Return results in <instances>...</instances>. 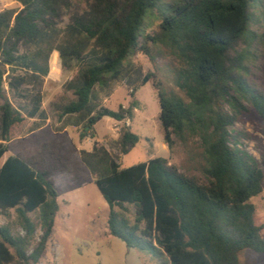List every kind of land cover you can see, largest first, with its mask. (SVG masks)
<instances>
[{
    "label": "trees",
    "instance_id": "16d2710c",
    "mask_svg": "<svg viewBox=\"0 0 264 264\" xmlns=\"http://www.w3.org/2000/svg\"><path fill=\"white\" fill-rule=\"evenodd\" d=\"M16 1L19 11L0 12V216L9 220L15 212L23 234H15L10 222L0 224V264H40L53 246L60 211L57 176L64 173L76 183L83 173L95 177L109 206L108 234L143 253L147 263L243 264L241 252L264 253L262 228L254 223L255 206L249 202L263 192L264 170L231 131L246 112L264 120V93L248 80L253 47L264 37V31L252 30L264 0ZM74 1L86 8L74 10L58 29L57 21ZM154 11L158 30L144 35L146 16ZM142 39L166 46L181 64L175 82L189 102L154 81L159 118L170 150L174 137L200 139L205 181L163 157L122 168V156L140 141L131 127L116 140V156L98 141L91 151L78 150L62 132L72 126L83 141L95 138L94 128L105 117L133 119L139 105L134 92L128 106L113 110L96 101L95 87L123 77L126 60L136 51L148 54ZM21 44L34 51L17 55ZM54 51L64 66L80 65L78 76L65 85L75 99L58 107L63 125L56 128L42 107ZM20 66L23 75L15 73ZM56 68L57 53L52 71ZM27 119L35 120L32 135L7 155L13 130ZM129 206L133 220L126 215Z\"/></svg>",
    "mask_w": 264,
    "mask_h": 264
},
{
    "label": "rangeland",
    "instance_id": "374dc122",
    "mask_svg": "<svg viewBox=\"0 0 264 264\" xmlns=\"http://www.w3.org/2000/svg\"><path fill=\"white\" fill-rule=\"evenodd\" d=\"M169 2L171 0H165ZM21 4L16 0H0V12L12 9L19 11ZM85 4L75 2L71 9L64 10L61 18L57 21V28L63 29L70 22V15L74 10H84ZM252 30L258 34L264 31V5L255 10ZM160 17L157 11L146 16L144 35H155L160 25ZM145 45V51H136L126 60L124 76L119 80L107 79L104 84L95 87L96 101L110 109L117 110L120 105L128 106L132 100L138 101V108L134 111L132 120L116 122L112 118L105 117L96 124V140H99L113 155H118L116 140L120 137L124 127H131L132 131L140 137L139 143L121 158V167L129 168L136 164L147 162L155 157L168 159L170 164L175 165L181 172L197 176L205 181L201 142L198 137H191L186 142L175 139V146L170 150L164 142V129L160 121V102L154 81H161L168 94L178 96L189 102L186 94L176 85L175 70L181 67L180 62L174 57L169 48L164 45L141 40ZM254 56L249 63L250 74L248 77L251 85L264 93V37L255 42L253 47ZM34 48H27L23 44L19 46L17 55L30 54ZM59 56V68L52 71V59L54 54ZM49 73L44 78L42 85L43 104L49 115L47 123L56 128L62 127L63 123L58 120V107L75 99L72 91L65 88L67 82L78 76L80 65L64 66L60 54L54 51L48 61ZM14 70V69H12ZM15 73L25 74L22 66L15 68ZM151 75L148 76V75ZM145 78L148 81H145ZM30 89V88H28ZM3 103L0 99V105ZM226 112L231 113L230 107L224 105ZM35 120L27 119L26 122L15 128L12 133L10 151L7 155L19 147L24 139H27ZM70 135L79 144V134L76 128L70 126ZM232 135L238 140L240 148L254 155L264 170V120L256 113L249 111L238 115L231 129ZM234 140V139H233ZM90 147L89 139L81 144V147ZM90 175L83 176L84 182L90 181ZM56 189L65 193L71 188H79L66 174L58 176ZM96 193H94L95 191ZM95 182L84 191L83 201H77L70 205L69 213L73 217L72 229L57 228V234L53 244H57L56 254L59 264H162L159 260H149L143 253L131 249L118 239L108 234L109 207L106 202L99 198ZM255 206L254 223L262 228L261 236L264 239V188L263 192L249 201ZM98 215V218L95 216ZM126 215L130 220L134 219V209L129 206ZM32 218L38 222V213L32 214ZM16 213L13 212L9 220L0 216V224L10 222L13 232L23 234L22 229L16 224ZM65 230H68L66 233ZM42 234L37 231L38 237ZM52 246L49 248L51 249ZM48 249V250H49ZM67 249V250H66ZM71 251V252H70ZM50 254V253H49ZM50 257L51 255H48ZM239 259L243 264H264V253H256L245 250L240 253ZM40 264H53L52 259H43ZM166 264V263H164Z\"/></svg>",
    "mask_w": 264,
    "mask_h": 264
},
{
    "label": "crops",
    "instance_id": "0c3cea01",
    "mask_svg": "<svg viewBox=\"0 0 264 264\" xmlns=\"http://www.w3.org/2000/svg\"><path fill=\"white\" fill-rule=\"evenodd\" d=\"M113 121H115L114 119H113ZM117 122V121H116ZM70 129H71V127H67V128H65L62 132L64 133V134H66L68 137H69V139H71L76 145H77V148H78V150H86V151H91L92 149H93V146H94V144H95V142L96 141H98V142H100L99 140H96V138H91V137H87V138H85L83 141H81L79 138H78V141H79V144H77L76 143V141H75V139L70 135ZM95 129V134L96 135H98L97 134V131H96V127L94 128ZM77 130V129H76ZM78 132V131H77ZM79 134V133H78ZM32 134H30V136H31ZM30 136L28 137V138H30ZM96 137V136H95ZM27 138V139H28ZM89 139V143H90V147L89 148H87V147H81V144L83 143V142H85L86 140H88ZM26 139H24V141H25ZM22 145V144H21ZM20 145V146H21ZM19 146V147H20ZM19 147H17V148H19ZM16 148V149H17ZM15 149V150H16ZM14 150V151H15ZM13 151V152H14ZM12 154V153H11ZM64 174H66L67 176H70L71 177V180H72V176L70 175V174H68V173H64ZM85 174H89L90 175V181H86V182H84V179H83V176L85 175ZM61 175V174H60ZM59 176V175H58ZM58 176H57V182H58ZM92 181L93 182H95V177L93 176V175H91L90 173H83L82 174V176H81V180H80V182L79 183H76V182H74L73 180H72V182H74L76 185H79L80 187L79 188H71V190H65V191H68V192H65V193H60L58 190V193H59V198H58V202H59V206H60V211H59V213H58V215H57V217H56V219H55V228H54V231H53V239L55 238V236H56V234H57V228H59V227H61V228H65V227H67L68 229H72V225H71V223H72V216H71V214L69 213V211H70V205L72 204V203H75V202H77V201H83L82 200V197H83V195H84V191H86V188L88 187V186H90V184L92 183ZM56 185H57V183H56ZM96 185V184H95ZM96 187H97V185H96ZM97 189H98V187H97ZM95 191V190H94ZM97 192H98V195H99V198L101 199V200H103V202H106L105 201V199H104V197H103V195L101 194V192L99 191V189L97 190ZM94 193H96V191L94 192ZM107 203V202H106ZM109 207V206H108ZM97 218H98V215H95ZM68 230H65V232L64 233H66ZM57 244H53V246H52V248L51 249H49V250H47V252L45 253V255H44V258L45 259H52L53 260V264H59V262H58V258H57V254H56V249H57ZM67 250V249H66ZM71 252V251H70ZM50 253V254H49ZM47 254L48 255H51L50 257H48L47 256ZM43 258V259H44ZM71 264H73V263H71Z\"/></svg>",
    "mask_w": 264,
    "mask_h": 264
},
{
    "label": "water",
    "instance_id": "95a60500",
    "mask_svg": "<svg viewBox=\"0 0 264 264\" xmlns=\"http://www.w3.org/2000/svg\"><path fill=\"white\" fill-rule=\"evenodd\" d=\"M146 81H148V79H147V78H145V81H144V82H146Z\"/></svg>",
    "mask_w": 264,
    "mask_h": 264
},
{
    "label": "built area",
    "instance_id": "2783aa9c",
    "mask_svg": "<svg viewBox=\"0 0 264 264\" xmlns=\"http://www.w3.org/2000/svg\"><path fill=\"white\" fill-rule=\"evenodd\" d=\"M116 121V120H115ZM117 122H120V121H117Z\"/></svg>",
    "mask_w": 264,
    "mask_h": 264
}]
</instances>
